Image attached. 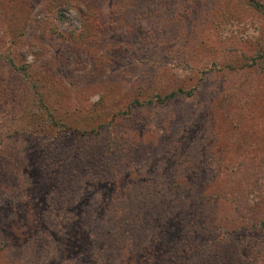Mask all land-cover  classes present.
<instances>
[{"label":"rangeland","instance_id":"obj_1","mask_svg":"<svg viewBox=\"0 0 264 264\" xmlns=\"http://www.w3.org/2000/svg\"><path fill=\"white\" fill-rule=\"evenodd\" d=\"M29 81L46 131L22 128ZM262 173L264 8L0 0V264H196L216 235L223 264H264ZM205 216L221 232L191 253Z\"/></svg>","mask_w":264,"mask_h":264},{"label":"trees","instance_id":"obj_2","mask_svg":"<svg viewBox=\"0 0 264 264\" xmlns=\"http://www.w3.org/2000/svg\"><path fill=\"white\" fill-rule=\"evenodd\" d=\"M251 1L257 7L264 8L263 2H260L258 0H251ZM4 9H6L7 13L11 14V16H13V17L16 14V12H15L16 10H14V8H12L10 6H5ZM14 68H16L21 73V74L20 73H18V74L20 76H22L26 81H27V79H29L30 67H28V65L27 66L24 64L15 65ZM28 83H29L28 84L29 87L26 86L25 91H24L25 100L23 101V111L25 112V114H23V115L25 117L27 116L28 119H29L28 115H30L34 119H32L33 120L32 122L29 120H27V122H26V120L25 121L23 120L27 124H22V128L26 129V127L35 126V124H38V126H37V127H39L38 131H46L47 129H49V127L51 125H53L55 123L56 116L52 113L50 106L47 104L44 94L39 89L38 83L36 81H34V82L29 81ZM178 93H184L185 95L189 96L192 94V90H182V89L178 88L177 90L170 92L168 94V96L171 97V99H173V97L178 96ZM38 105H41L43 108H45V110H47V112H45V113L40 112V110L37 108ZM48 118L50 120H48ZM23 121H22V123H24ZM100 132H101L100 130L96 131V133H100ZM83 134L86 135V134H88V132H83ZM113 143H114V138L109 137V142L107 145H109V147H110V146H112ZM53 161H59V160L56 159ZM43 163H44V165H47L46 164L47 160H45ZM56 165L64 167L63 164H56ZM77 168L78 169L82 168V163ZM77 168H75V169H77ZM56 169H57V167H56ZM81 170H83V172L87 173V170L85 168L81 169ZM48 172H49V174H51V171L47 170L43 175L45 177H48V175H47ZM65 173H71V170L65 171ZM74 173H77V172L74 171L73 174ZM261 179L262 180L264 179L263 173L261 174ZM263 196H264V194H263L262 189L260 190V189L253 187V189L250 190L248 192V194L246 195V200L250 204V206L248 205V207H252L254 204H257L262 199ZM221 206H222V202L214 203V206H212L214 208L213 209V212H214L213 218H215L216 221H219V223H221L223 221V219H225V218H223V217H225V215L223 214L224 211L221 208ZM130 210H131V208L129 209V211ZM220 216H222V217H220ZM242 216L244 217L245 215H242ZM210 220H211V218H207L205 216L204 221L201 218H200V220H199V218H196L195 221L192 222L190 229L193 228L194 231H199L200 235H199V239L196 240L195 242H193L194 245L191 243L192 242L191 240H187L189 243L188 247L190 248L191 253H196V250H197L196 248L198 247L199 241L202 239L203 235L204 236H207L208 234H211V235L215 234L216 235V234H219L221 232V230H219L217 232V229H216V228L221 227V226L219 225L218 227H216V226L212 225ZM243 221H245V223H247V220H243ZM226 223H228V224L230 223L229 218L226 219ZM249 224H251V226L255 227L256 229L262 228V227H264V219H258L257 221L256 220H254V221L250 220ZM190 229L189 230L186 229V231H188V232H186L187 234L191 233ZM225 237H227V234L224 233V236H222L220 241L223 242ZM225 242H226V240H225ZM217 244H219V240H218V237L216 235L215 244L210 245V246H214V245L215 246L210 249V251L207 255H202V257L197 258L200 260L196 261V264H223L222 255L217 253V250L219 249V246L217 247ZM184 249L187 250V246H185ZM184 249L177 247L176 252L179 250L185 251ZM160 250H161L160 248H157L156 251L158 252ZM174 256L175 255L173 253V257ZM191 261L194 262L195 259H193Z\"/></svg>","mask_w":264,"mask_h":264}]
</instances>
